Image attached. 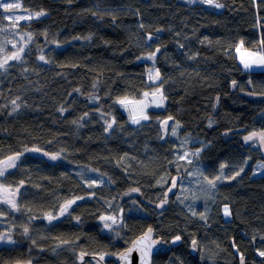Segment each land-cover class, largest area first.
I'll return each mask as SVG.
<instances>
[{
  "label": "trees",
  "instance_id": "1",
  "mask_svg": "<svg viewBox=\"0 0 264 264\" xmlns=\"http://www.w3.org/2000/svg\"><path fill=\"white\" fill-rule=\"evenodd\" d=\"M19 1L21 9L46 15L10 30L0 26V58L11 51L9 37L27 41L22 59L0 70V160L23 153L0 183L16 189L24 182L18 211L0 203V235L5 230L13 241L0 245V264H78L81 252L83 264L101 253L108 254L101 264H114L147 228L171 245L152 264H242L241 258L264 264V173L254 174L264 155L242 141L264 129V70H245L236 55L241 41L251 49L264 41V0H214L220 8L202 0ZM148 67L159 72L156 83L148 80ZM157 89L163 108L147 107L148 119L139 124L116 102ZM169 117L163 138L160 122ZM45 153L60 155L51 161ZM185 153L190 162L179 159ZM73 164L95 169L107 182L86 186ZM193 165L203 179H223L205 206L185 207L181 187L155 209L172 180L187 177ZM135 188L147 216L124 213L120 227L104 231L99 218L115 204L127 205L132 198L122 195ZM76 197L83 199L67 217L46 219ZM192 240L197 259L189 255Z\"/></svg>",
  "mask_w": 264,
  "mask_h": 264
},
{
  "label": "snow or ice",
  "instance_id": "2",
  "mask_svg": "<svg viewBox=\"0 0 264 264\" xmlns=\"http://www.w3.org/2000/svg\"><path fill=\"white\" fill-rule=\"evenodd\" d=\"M202 2L204 3H208V4H213L214 0H202ZM21 7L20 3H9V2H3L0 3V8L4 9L5 12H10L13 9H19ZM215 7L220 8L222 7L221 4L219 3H215ZM44 11L41 10L40 12H36L33 15L35 17H39L44 15ZM9 20H12L11 16L6 17ZM32 16L29 17H25V19H31ZM20 19V18H17ZM12 27L15 28L16 27V21L12 22ZM23 39V38H22ZM32 36L31 33L28 34V40H31ZM6 43H10L12 44L13 48L16 49L15 51H13L11 54L5 55L3 59H0V70H4L6 69V66L8 65L9 61H20L22 59V53L25 51V44L27 43V41H24V43H21L19 46L12 40H8L6 41ZM243 42L241 41V44L237 46V51L240 52V48L242 47ZM5 51V47L3 44H0V52H4ZM157 51H159V49H157ZM155 56V52L149 54V56L147 57L148 59H152ZM40 60H44L45 57L44 56H40L39 57ZM139 59V57H138ZM240 62L243 65V68L245 70H250L253 67H261L264 68V41L261 42V49L258 52H249L246 49L243 52H240ZM150 80H157L159 79V72L157 71L155 76L151 75L149 76ZM233 85L236 84L235 81L232 82ZM157 92L160 93L159 97L157 98L156 94L153 93V103L157 104V105H162L163 101H164V96L163 93L160 92V89H157ZM149 94L148 93H144V96L147 97ZM117 103H119L121 106L125 107L126 109L129 108L130 104L136 103L140 105L139 108V115L136 114V109L132 108L130 109V120L132 123L134 124H139L141 122V120H147L148 117L146 114H144V109L148 107V104L143 102V101H137V102H132L127 100V98H119L117 101ZM12 105H13V110H15L16 108L19 107V105L17 104L16 100L11 101ZM61 111H63V109H61ZM87 115V113H85V116ZM168 119H172L171 117H169ZM165 124L167 123V121L164 122ZM112 124L109 123L108 126L105 128V131H108V128H111ZM175 134V133H173ZM254 138H258L260 141L261 145H264V131H260V132H253L250 135L246 136L244 139L245 141H250L253 140ZM25 152L27 151H35V152H39L40 149L38 148H34V149H25ZM197 152H199V150H197ZM196 153H193V155H195ZM23 155V153L21 152H17L11 156L6 157L3 160H0V178L4 177L5 174L8 172L9 169H13L17 166V161L20 160L21 156ZM45 155H49L48 153H45ZM59 153H55L51 155V159L52 160H56L59 157ZM188 155V153H185L183 156H180L179 159L183 160L185 159V157ZM224 168V165H221V169ZM95 171V170H93ZM237 175H239V173H237ZM222 177L217 176L214 179H208L207 177H205V179L207 180L208 184L211 187H215V181L221 179ZM234 178V177H233ZM23 181H20V185H23ZM95 182H93L92 184H89V187H92L94 185ZM20 185H18L16 187V189H12L11 186H6L3 183H0V202H3L7 205H9L11 207L12 210L14 211H18L19 208L15 202V197L17 195V193L19 192V188ZM175 186V184H173V187ZM131 191H138V189H132ZM79 199H83V197H76L75 199H70L65 201L63 204L60 205L59 207V212L57 214H52V213H48L46 214V219L51 222L53 220L58 219L60 216H63L65 213H67L69 211V208L75 204L76 200ZM166 200L161 201L160 205H157V207L162 206L164 203H166ZM224 213L225 215H229V210L228 207L225 206L224 207ZM3 213H0V215H2ZM201 218H203V213L200 214ZM76 219L78 220L79 217H76ZM100 220L104 222V228L106 229H111L113 224H116L117 221L115 219V217L112 216H101ZM108 221H111V223H108ZM152 229L149 228L147 232L144 233L143 237L139 238L137 241L134 242L135 247H137L140 252H141V264H150V256L153 250V246L155 244L158 243V241L152 239ZM24 232L27 233L28 232V228L25 227L24 228ZM4 237L2 235H0V240H3ZM180 237L177 236L174 238V241L179 240ZM159 242H163V241H159ZM62 244H67L69 243V241H61ZM196 242L193 241V246L195 247ZM132 249H129L128 252H131ZM128 252L124 253L123 255H121L120 259L123 260L127 257ZM87 255V253L85 252H81L79 259L81 261H83L84 256ZM108 255L107 253H101L99 254V260H98V264L100 261H103L105 256ZM259 255L264 256V252H260ZM95 258V255H94ZM242 259V264H243V258Z\"/></svg>",
  "mask_w": 264,
  "mask_h": 264
},
{
  "label": "rangeland",
  "instance_id": "3",
  "mask_svg": "<svg viewBox=\"0 0 264 264\" xmlns=\"http://www.w3.org/2000/svg\"><path fill=\"white\" fill-rule=\"evenodd\" d=\"M189 1L190 2H195L196 0H189ZM3 2L20 3L19 0H0V3H3ZM208 5H211V6H214L215 7V1H214L213 4H208ZM1 10H2V16L4 17V22L3 23L0 22V26H5L6 27L5 29H7V30H10L9 28L12 27V22L13 21H16V24H17L19 22L29 21L31 19L43 17V16L46 15V13L44 12L45 13L44 15L39 16V17H35L33 14L36 13L37 11L23 10L21 8H19V9H13L10 12H5L4 9H2V8H1ZM8 16H11L12 17V20L7 19L6 17H8ZM29 16H32V18L31 19H25V17H29ZM17 18H20V19H17ZM22 38L23 37L20 36V35H13V36L9 37L8 40H12V41H14L18 45L17 42L24 43L25 40H23ZM146 38H147L146 43L149 44L150 43V40L152 39V36L151 35H148ZM7 44L11 48V51L9 52V54H11L13 51L16 50V49L13 48L12 44H10V43H7ZM245 49L247 51H249V52H258L261 49V46L258 47L257 49H251V48H246V47H243L242 46L240 48V52H243ZM240 52H238L237 51V48H236V55H237V58H238V61L239 62H240ZM4 56L2 58H0V59H3ZM147 57H146V60L147 61H151L152 60V59H148ZM240 64H241V62H240ZM242 67H243V65H242ZM250 70H264V68H261V67H253ZM156 72H157V69L154 68V67H148L147 68L146 76H147L148 80L151 83H156L159 80V79H157V80H150L149 79L150 74L153 75V76H155ZM156 92H157V90H152V91L148 92V94L156 93ZM131 101L132 102L143 101V102H145V103L148 104V107H150L149 100H148V96L145 97L143 95L142 99H140V100H131ZM123 108H124L125 112L127 113L129 119H130V109H132V108H135L136 109V114L137 115L140 114L139 113V108H140V105L139 104L133 103V104H130L129 105V108L128 109H126L125 107H123ZM146 109L147 108L144 109V114H146ZM260 131H264V129H259V130L250 131V132L245 133L242 136V141L244 142V144H255V145H257L259 147L262 155H264V145H261L260 144V141H259L258 138H254L253 140H250V141H245V139H244L246 136L250 135L251 133H253V132H260ZM27 153H33V151H27ZM50 157H51V155H47L46 156V158L50 159L51 161H56L57 160V159L56 160H52ZM185 159L188 162H190L191 156H188L187 155L185 157ZM192 164H193V162H192ZM69 168L88 187H89V184H92L93 182H95L93 186L102 185V184H104V183L107 182L106 176H104L103 174L99 173L98 171H96L95 169H93V168H91L89 166L79 165V164H76V165L73 164V165H70ZM93 170H95V171H93ZM188 173H189V175L187 177H185V178H183V177L181 178L179 176H176L172 180L171 188L166 193L165 197L162 200H160L158 203L154 204L155 209L160 210L163 207H165L167 205V202L164 203L160 207H157V205H160L161 204V201H163V200H166L167 201V195H168V193L170 191L175 190L176 188H178V192H179V189L181 187H183L184 189L182 191V201L183 202L182 201H180V202L185 207H187L188 209H192L195 204H197V206L198 205H201L202 207L205 206L207 199L213 194L215 187L214 188L211 187L208 184L207 180H205V179H203V178H201L199 176L198 170H197V166L193 165L192 168H191V170ZM263 173H264V164L262 162H258L255 165L254 174L255 175H260V174H263ZM222 180H223L222 178L219 179V180H216L215 181V185H217L219 183L218 181H222ZM173 184H175L174 187H173ZM135 189H137V188H135ZM90 196L91 195H89L88 197H90ZM137 196H139V191H131L130 190L129 192H126L125 194L122 195V198H125V197H131L132 198L131 200L128 201V204L127 205H124L123 208H122L121 205H119L120 203L117 204V205L115 204L113 206V208H112V211L110 213L105 214V215H102V216H112V217H115L117 223L116 224H113L112 225V228H113V226L120 227L122 225V222H123V219H124L125 214L137 215V216H141V217L147 216L148 210H147V208H145L144 206H142L141 204H139L137 202V200L135 199V197H137ZM109 205H111V203ZM225 206H227V205H224L222 207V215H223V218L225 220H227V219H229V215L230 214L227 215V216L225 215V213H224V207ZM228 210H229V207H228ZM99 223H100V225H101V227H102V229L104 231H107V232H110L111 231L112 228L111 229L104 228V222L101 221L100 218H99ZM108 223H111V221H108ZM3 237H4V239L3 240H0V245L2 243L3 244H10L11 242H13L12 239L7 236V233H6V236H3ZM91 263L92 264H98V259H92L91 260ZM99 264H101V262H99Z\"/></svg>",
  "mask_w": 264,
  "mask_h": 264
},
{
  "label": "water",
  "instance_id": "4",
  "mask_svg": "<svg viewBox=\"0 0 264 264\" xmlns=\"http://www.w3.org/2000/svg\"><path fill=\"white\" fill-rule=\"evenodd\" d=\"M12 61H9L8 63H10ZM153 93L149 94L148 95V100H149V105H150V108L153 109V110H160L163 108L164 106V101H163V104L162 105H157L155 103H153ZM157 98L159 97L160 93L156 92L155 93ZM167 121V123L165 124L164 122ZM172 125V120L171 119H165V120H162L160 122V129H161V133H162V136L163 138H166V135H167V132L169 130V128L171 127ZM5 159V158H3ZM1 159V160H3ZM81 201V199L79 200H76L75 204H73L70 208H69V211L77 204ZM65 213L63 216H60L58 219H63L65 217H67L68 213ZM149 228H147L146 230H144V232H142L141 234H139L137 237H135L131 243L129 244V246L125 249H123L122 251H120L113 259L114 261V264H141V252L140 250L135 247L134 245V242L137 241L139 238L143 237L144 233L148 231ZM152 239L158 241L157 244H155L153 246V250H152V253H151V256H150V264H152V261H153V258L158 256V255H161V254H164L166 252H169L170 249H171V245L169 243H166V242H159L161 241L160 239H157L155 238L154 236V233L152 231ZM193 241L196 242L195 244V247L193 246ZM129 249H132L131 252H128ZM189 255L192 259H197L198 258V251H199V246H198V242L197 240H192L190 241L189 243ZM128 252V255L125 259L121 260L120 257L121 255H123L124 253ZM84 263V259L83 261H81L78 257V264H83ZM16 264H33L32 262L30 261H27V262H22V263H16Z\"/></svg>",
  "mask_w": 264,
  "mask_h": 264
},
{
  "label": "flooded vegetation",
  "instance_id": "5",
  "mask_svg": "<svg viewBox=\"0 0 264 264\" xmlns=\"http://www.w3.org/2000/svg\"><path fill=\"white\" fill-rule=\"evenodd\" d=\"M34 153H35V152H34ZM0 203H3V202H0ZM1 217H3V216L1 215ZM0 226L2 227V226H4V224L0 223ZM1 235H2V236H6V231H5V230L2 231V232H1Z\"/></svg>",
  "mask_w": 264,
  "mask_h": 264
}]
</instances>
